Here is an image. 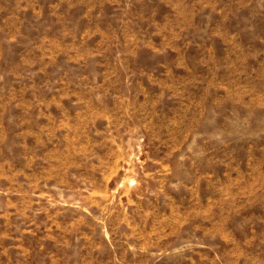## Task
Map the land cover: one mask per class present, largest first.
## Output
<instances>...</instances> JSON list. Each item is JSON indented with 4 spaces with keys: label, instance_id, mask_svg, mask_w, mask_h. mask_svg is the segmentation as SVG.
Here are the masks:
<instances>
[{
    "label": "rangeland",
    "instance_id": "374dc122",
    "mask_svg": "<svg viewBox=\"0 0 264 264\" xmlns=\"http://www.w3.org/2000/svg\"><path fill=\"white\" fill-rule=\"evenodd\" d=\"M0 264H264V0H0Z\"/></svg>",
    "mask_w": 264,
    "mask_h": 264
}]
</instances>
